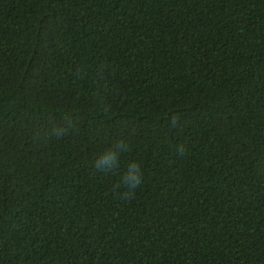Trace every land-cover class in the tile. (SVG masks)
Segmentation results:
<instances>
[{"label":"trees","instance_id":"1","mask_svg":"<svg viewBox=\"0 0 264 264\" xmlns=\"http://www.w3.org/2000/svg\"><path fill=\"white\" fill-rule=\"evenodd\" d=\"M0 264H264V0H0Z\"/></svg>","mask_w":264,"mask_h":264},{"label":"clouds","instance_id":"2","mask_svg":"<svg viewBox=\"0 0 264 264\" xmlns=\"http://www.w3.org/2000/svg\"><path fill=\"white\" fill-rule=\"evenodd\" d=\"M65 121L68 125L65 128L62 125H54L48 133L49 137L62 138L68 130L71 128V121L65 117ZM123 149V142L117 144L112 150L105 152L102 156L97 159L96 167L98 170L110 172L114 166L118 163L119 150ZM103 161L104 167L101 169L100 161ZM143 172L139 163H132L129 165L127 172L122 177V182L126 186L125 190L121 193L123 199H131L136 189L142 184Z\"/></svg>","mask_w":264,"mask_h":264}]
</instances>
